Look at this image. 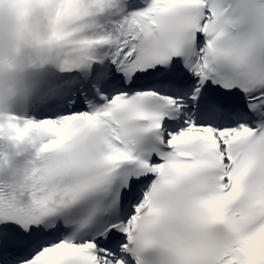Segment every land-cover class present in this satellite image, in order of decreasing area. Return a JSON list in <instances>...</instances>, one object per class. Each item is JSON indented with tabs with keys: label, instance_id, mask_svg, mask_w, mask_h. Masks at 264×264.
<instances>
[{
	"label": "snow or ice",
	"instance_id": "1",
	"mask_svg": "<svg viewBox=\"0 0 264 264\" xmlns=\"http://www.w3.org/2000/svg\"><path fill=\"white\" fill-rule=\"evenodd\" d=\"M51 3L0 264H264V0Z\"/></svg>",
	"mask_w": 264,
	"mask_h": 264
},
{
	"label": "clouds",
	"instance_id": "2",
	"mask_svg": "<svg viewBox=\"0 0 264 264\" xmlns=\"http://www.w3.org/2000/svg\"><path fill=\"white\" fill-rule=\"evenodd\" d=\"M54 8L51 0H0V121L29 112L56 68L46 25Z\"/></svg>",
	"mask_w": 264,
	"mask_h": 264
}]
</instances>
